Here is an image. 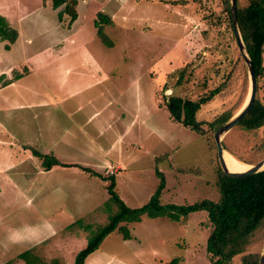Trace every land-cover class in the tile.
<instances>
[{"label": "rangeland", "instance_id": "1", "mask_svg": "<svg viewBox=\"0 0 264 264\" xmlns=\"http://www.w3.org/2000/svg\"><path fill=\"white\" fill-rule=\"evenodd\" d=\"M73 1L77 19L69 26L66 4L54 10L52 0H0V19L18 33L14 44L0 40V264H26L19 256L27 251L39 264H74L119 211L102 176L115 178L131 209L150 201L161 181L157 170L166 180L165 205L220 199L216 131L204 126L199 135L172 122L162 106L171 89L196 99L206 79L211 89L222 74L233 79L200 120L231 107L247 84L249 94L238 46L231 43L229 58L222 54L231 37L225 0ZM249 2L237 0V7ZM238 52L243 64L235 67ZM229 133L223 141L247 159L264 128ZM34 151L71 167L45 172ZM122 225L131 239L115 231L85 264H211L206 212Z\"/></svg>", "mask_w": 264, "mask_h": 264}, {"label": "trees", "instance_id": "2", "mask_svg": "<svg viewBox=\"0 0 264 264\" xmlns=\"http://www.w3.org/2000/svg\"><path fill=\"white\" fill-rule=\"evenodd\" d=\"M68 2L69 0H52V7L56 10L66 4L65 12L70 16L69 26H72L77 19V14L74 12L76 1H73L71 4ZM225 6V12L230 21L229 27L231 32L228 45L222 49V54L227 59L232 55V47L235 50L237 49V51L238 48L232 27L229 0H225ZM59 20H63V13L59 14ZM238 23L255 70L257 95L250 112L231 132L238 130L242 133H252L264 128V102L261 94V91L264 90V85L261 83L264 78V0H251L247 8H238ZM101 31L99 30L101 39L105 43H108ZM17 37L18 33L14 29L9 28L0 19V40L6 41L9 39L10 44H14ZM107 45L111 46V44ZM9 47V45L6 46L8 50ZM238 63L243 64L239 52L238 59L234 63L235 67H237ZM216 71L211 70L217 76L219 71ZM184 72L185 70L180 72L176 85L181 86L184 82ZM193 72L194 69L190 74ZM21 78V76H18L17 80ZM232 79L230 74H222L220 75L221 81L211 89L209 88V81L206 79L203 86L207 87V90L204 93L198 94L196 99L178 96L171 89V93L165 97L162 108L168 111L172 122L188 128L199 135L205 133L204 126H207L212 132L217 131L221 126L229 122L244 106L248 97V84L246 80L247 85L231 107H226L221 111V114L208 122L200 120L199 114L204 106L222 96ZM9 84L7 83L6 86ZM222 144L226 152L232 154L233 157L245 165L252 166L264 158V137L258 146H256L254 155L247 159L232 151L225 141ZM33 155L42 161L45 171H51L58 166L71 167L70 165L61 164L53 156L43 155L37 151H34ZM218 166L217 187L220 192V199L217 202L202 200L193 205L181 206L174 204L165 205L161 202L166 180L163 173L159 170H157V174L161 181L157 190L150 201L138 209L129 208L121 200L115 191L116 180L113 176L106 178L99 175L104 182H110L107 190L111 201L118 206L119 211L110 217L109 222L104 227L94 232V235L89 238L86 248L76 255L74 264H85L87 258L99 249L104 239L117 230L123 234L125 240H130V230L126 225L121 226V224L137 223L141 221L142 217L166 218L171 222H180L188 218L190 214L197 212H206L208 215L211 231L206 244V252L211 264H234L236 258H240L239 264H260V258L264 249V171L244 178H234L223 172L219 162ZM83 170L91 176H98V173L89 168H83ZM259 242V248L256 249ZM31 256H33L32 253L27 251L21 254L19 258L25 261L26 264H39V260ZM177 263L178 259H174L170 264ZM52 264L60 263L55 260Z\"/></svg>", "mask_w": 264, "mask_h": 264}, {"label": "water", "instance_id": "3", "mask_svg": "<svg viewBox=\"0 0 264 264\" xmlns=\"http://www.w3.org/2000/svg\"><path fill=\"white\" fill-rule=\"evenodd\" d=\"M231 1V15H232V26L234 31V36L236 39L237 46L239 48V51L245 61V64L248 69L249 73V79H250V89L249 94L247 97V101L245 102V105L242 107V109L226 124L221 126L215 133L214 139L217 147V157L218 161L220 163V166L223 170V172L231 177L234 178H244L247 176H251L254 174H258L260 172L264 171V159L260 161L259 163L255 164L254 166H251L250 169L244 173H232L225 161V150L223 148V138L231 132L250 112L252 109L257 95V78L255 74V70L252 64V61L250 59V56L248 54L247 48L245 46V43L243 41L239 23H238V7H237V0H230ZM260 264H264V249L260 258Z\"/></svg>", "mask_w": 264, "mask_h": 264}, {"label": "bare ground", "instance_id": "4", "mask_svg": "<svg viewBox=\"0 0 264 264\" xmlns=\"http://www.w3.org/2000/svg\"><path fill=\"white\" fill-rule=\"evenodd\" d=\"M247 101V100H246ZM245 105V104H244ZM225 161L232 173H244L250 169L251 166L239 162L232 154L225 151Z\"/></svg>", "mask_w": 264, "mask_h": 264}, {"label": "crops", "instance_id": "5", "mask_svg": "<svg viewBox=\"0 0 264 264\" xmlns=\"http://www.w3.org/2000/svg\"><path fill=\"white\" fill-rule=\"evenodd\" d=\"M250 2H251V0H250ZM250 2H249V5H250ZM249 5H248V6H249ZM248 6H247V7H248ZM247 7H246V8H247ZM45 172H46V171H45Z\"/></svg>", "mask_w": 264, "mask_h": 264}]
</instances>
